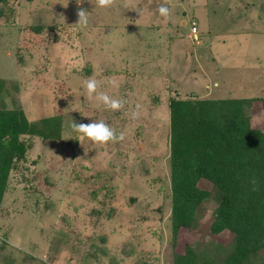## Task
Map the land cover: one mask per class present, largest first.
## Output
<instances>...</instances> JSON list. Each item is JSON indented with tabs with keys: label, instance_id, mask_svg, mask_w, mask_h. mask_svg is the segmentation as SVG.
I'll list each match as a JSON object with an SVG mask.
<instances>
[{
	"label": "rangeland",
	"instance_id": "1",
	"mask_svg": "<svg viewBox=\"0 0 264 264\" xmlns=\"http://www.w3.org/2000/svg\"><path fill=\"white\" fill-rule=\"evenodd\" d=\"M162 4L0 0V109L59 122L58 137H19L24 153L0 203V264H173L186 245L198 264L227 255L233 236L211 232L212 198L172 234L168 106L252 98L250 126L264 131V0H167V21ZM78 8L87 26L75 25ZM90 77L124 107L89 99ZM72 120H103L124 139L81 141ZM249 264H264V251Z\"/></svg>",
	"mask_w": 264,
	"mask_h": 264
},
{
	"label": "trees",
	"instance_id": "2",
	"mask_svg": "<svg viewBox=\"0 0 264 264\" xmlns=\"http://www.w3.org/2000/svg\"><path fill=\"white\" fill-rule=\"evenodd\" d=\"M253 101L172 99L168 106L172 234L192 228L197 207L212 198L211 232L233 236L220 264H249L264 251V131L250 126ZM259 101L264 109V98ZM58 126L55 118L31 123L21 110L0 109V203L13 160L24 153L19 137L55 138ZM200 180L213 194L197 186ZM173 264H198L193 248L174 254Z\"/></svg>",
	"mask_w": 264,
	"mask_h": 264
},
{
	"label": "clouds",
	"instance_id": "3",
	"mask_svg": "<svg viewBox=\"0 0 264 264\" xmlns=\"http://www.w3.org/2000/svg\"><path fill=\"white\" fill-rule=\"evenodd\" d=\"M84 0H76L77 5H80ZM115 3V0H95L96 7L100 9H109ZM159 16L167 21L171 16V11L167 6V0L165 4H162L158 8ZM88 13L83 8H78L76 16L78 17V22L75 25L87 26L88 24ZM84 87L86 89V94L89 99H95L97 106H103L105 110H110L112 112H117L124 107V101L120 99H115L109 96L105 92H98L99 82L95 78H88L84 82ZM139 113L134 111L132 117L138 118ZM71 128L74 132L79 134V140H87L94 145L106 146L109 143H116L124 139V134L121 133L119 136L115 131L103 120L93 121L91 123H77L72 120ZM255 185V180L252 181Z\"/></svg>",
	"mask_w": 264,
	"mask_h": 264
},
{
	"label": "built area",
	"instance_id": "4",
	"mask_svg": "<svg viewBox=\"0 0 264 264\" xmlns=\"http://www.w3.org/2000/svg\"><path fill=\"white\" fill-rule=\"evenodd\" d=\"M191 26H192L191 31H192V32H195V24L192 23Z\"/></svg>",
	"mask_w": 264,
	"mask_h": 264
}]
</instances>
